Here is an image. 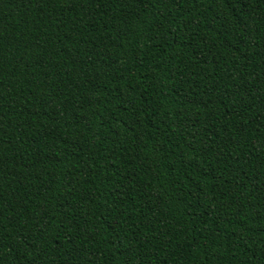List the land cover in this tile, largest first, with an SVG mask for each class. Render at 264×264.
<instances>
[{"label":"trees","instance_id":"1","mask_svg":"<svg viewBox=\"0 0 264 264\" xmlns=\"http://www.w3.org/2000/svg\"><path fill=\"white\" fill-rule=\"evenodd\" d=\"M0 264H264V0H0Z\"/></svg>","mask_w":264,"mask_h":264}]
</instances>
